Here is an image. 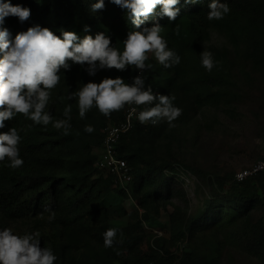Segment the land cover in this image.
I'll use <instances>...</instances> for the list:
<instances>
[{
	"label": "trees",
	"instance_id": "trees-1",
	"mask_svg": "<svg viewBox=\"0 0 264 264\" xmlns=\"http://www.w3.org/2000/svg\"><path fill=\"white\" fill-rule=\"evenodd\" d=\"M4 2L31 11L23 23L17 17L4 19L0 27L9 30L11 40L36 25L57 36L61 30L73 31L81 39L104 32L122 52L127 34L141 30L126 9L109 0L96 12L91 5L98 0H0ZM220 2L230 7L221 20L207 19L211 0L195 4L180 0L175 21L161 17L158 5L141 26L158 22L168 47L181 57L179 65L164 68L149 53L146 64L152 67L142 75L153 93L174 96L182 115L173 128L166 121L157 126L136 122L118 144L119 157L132 171L134 208H127L130 198L113 178L96 169L103 130L122 122L128 105L110 117L93 107L81 119L77 101L68 97L83 84L99 83L105 77H121L131 84L140 70L129 66L90 76L86 64L69 61L70 70L61 69V81L51 91L47 109L55 119H66L64 109L71 105L67 135L51 123L36 125L20 114L0 129V133L18 129L24 160L17 169L8 167L7 158L0 161V230L10 228L17 235L39 231L41 247H51L57 256L55 264H264V174L235 181L238 172L263 157L254 154L240 167H220L209 160L212 155L203 162L197 157L199 133L204 128L214 130L220 114L235 118L247 102L257 109L264 104V97L257 95L264 89V0ZM215 33L222 43L208 45ZM204 50L220 62L211 72L201 65ZM207 114L209 120L203 121ZM86 125L94 131L85 132ZM181 170L208 187L209 194L195 208L183 184L174 179ZM52 212L55 218L50 222ZM164 214L168 221L163 224ZM110 228L117 230L118 243L105 248L103 233ZM153 230L165 235L155 237ZM178 243L186 245L175 255Z\"/></svg>",
	"mask_w": 264,
	"mask_h": 264
},
{
	"label": "clouds",
	"instance_id": "clouds-1",
	"mask_svg": "<svg viewBox=\"0 0 264 264\" xmlns=\"http://www.w3.org/2000/svg\"><path fill=\"white\" fill-rule=\"evenodd\" d=\"M110 3L128 11L136 29L130 31L123 41V51L112 45L111 38L104 32L93 36L86 35L83 39L73 31L61 30L57 36L48 28L39 25L30 27L26 32L18 33L14 40L9 39L7 28L0 27V129L5 121L12 120L17 114L23 115L36 125L47 126L50 123L57 129H63L64 135L71 128V105L63 112L66 119H55L48 109L51 91L61 81V69L70 70L69 61L81 66L87 65L90 76L99 70L125 71L129 66L140 70V75L133 78L131 84L125 83L121 77H105L99 83L88 82L69 95V99L77 101L79 116L86 118V113L93 107L105 117L120 111L125 105H148L139 111L137 119L141 124L151 122L157 125L166 121L169 128L182 115V109L174 105V96L153 93L151 86H145L143 72L152 67L146 64L148 54L153 53L156 60L164 68L179 65L181 57L168 47L167 41L161 36L162 26L157 22L151 27H143L144 21L151 16L157 6L159 15L175 21L180 13L177 5L180 0H109ZM201 0H184L185 4H195ZM105 0H98L91 5V10H103ZM207 19L221 20L230 12L226 2L211 0L208 5ZM31 11L20 5L0 3V25L6 17H17L21 23L30 18ZM86 32L89 28L85 26ZM179 26L176 35L179 36ZM201 65L208 72L219 65L210 51L200 53ZM136 111L135 108L132 109ZM84 131L92 133L93 126L86 125ZM22 137L18 129L9 128L0 133V161H9L8 167L17 169L23 166L18 145ZM55 218L52 212L48 216L51 222ZM117 230L107 229L103 233L104 247L112 248L116 240ZM57 256L51 247H41L39 231L15 234L10 228L0 230V264H55Z\"/></svg>",
	"mask_w": 264,
	"mask_h": 264
},
{
	"label": "rangeland",
	"instance_id": "rangeland-1",
	"mask_svg": "<svg viewBox=\"0 0 264 264\" xmlns=\"http://www.w3.org/2000/svg\"><path fill=\"white\" fill-rule=\"evenodd\" d=\"M222 41L223 39L215 33L208 45H219ZM257 95L264 97V89L257 92ZM262 107L257 109L247 102L240 107L235 118L220 114L215 129L208 131L204 128L199 133L200 137H197L198 159L203 162V159L212 155L213 158L209 160L219 164L220 167L224 164L228 167H240L254 154H259L261 158H264V104ZM207 117L209 114L202 116L203 121L209 120ZM207 143L212 147L210 145L207 147ZM197 180L195 185H191L188 189L184 188L193 208L201 205L204 195L209 194L208 187L201 179L197 178ZM125 205L128 209L134 208L130 199ZM167 221L168 217L164 214L161 222L164 224Z\"/></svg>",
	"mask_w": 264,
	"mask_h": 264
},
{
	"label": "built area",
	"instance_id": "built-area-1",
	"mask_svg": "<svg viewBox=\"0 0 264 264\" xmlns=\"http://www.w3.org/2000/svg\"><path fill=\"white\" fill-rule=\"evenodd\" d=\"M145 107L149 106H136L134 104L128 105L122 122L118 125H107L104 128L103 148L100 152L99 159L96 162L97 171L105 176H111L115 186L129 196L133 205H135V203L132 201V193L130 189V185L133 182L132 171L127 161L119 157L117 148L121 140L133 130L136 122H139L137 115L139 111H142ZM133 108L136 109L135 112L132 111ZM146 124L152 125L151 122ZM165 174L173 176V174L169 171H165ZM259 174H264V158L257 161L251 167L238 172L235 176V181L237 183H241ZM174 179L181 182L184 188L187 189L190 188L191 185H195L198 181L194 175L182 170L175 176ZM153 233L155 237H163L165 235L163 231L159 230H153ZM185 245V243H178L174 254H181Z\"/></svg>",
	"mask_w": 264,
	"mask_h": 264
}]
</instances>
